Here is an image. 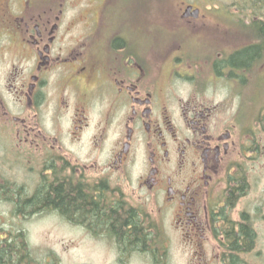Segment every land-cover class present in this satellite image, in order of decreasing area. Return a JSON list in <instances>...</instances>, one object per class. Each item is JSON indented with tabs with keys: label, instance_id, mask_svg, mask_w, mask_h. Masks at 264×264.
I'll return each mask as SVG.
<instances>
[{
	"label": "flooded vegetation",
	"instance_id": "obj_1",
	"mask_svg": "<svg viewBox=\"0 0 264 264\" xmlns=\"http://www.w3.org/2000/svg\"><path fill=\"white\" fill-rule=\"evenodd\" d=\"M98 5L0 0V192L14 196L5 200L36 209V193L50 191L57 208L87 211L68 221L111 214L117 228L102 237H166L167 248L179 237L185 264L264 257L254 249L264 237V107L244 122L216 95L254 79L239 55L256 48L252 65L264 54V18L240 26V45L231 15L179 13L167 30L151 24L138 36L130 21L106 34L89 23H100ZM140 254L168 262L167 250Z\"/></svg>",
	"mask_w": 264,
	"mask_h": 264
},
{
	"label": "rangeland",
	"instance_id": "obj_2",
	"mask_svg": "<svg viewBox=\"0 0 264 264\" xmlns=\"http://www.w3.org/2000/svg\"><path fill=\"white\" fill-rule=\"evenodd\" d=\"M74 4L79 3L82 9L86 6H93V3L98 5L97 13L100 14V23L95 21L93 15L90 20V24L93 25V29L104 31L106 34L113 30L127 29L132 30L130 21H136L137 25L141 29H135L136 35H141L140 30L146 29L148 25L152 24L153 30H167L170 19H174L181 13L184 3L195 5L200 8L203 14H220L225 20H229V17L225 15L233 16L234 20V40L238 41L240 45L247 42V35L242 34V24L246 25L245 30L251 31V20L257 22H263L264 18V0H71ZM260 8V10H257ZM219 20H224V18ZM254 17V18H253ZM238 19H244V22H238ZM184 25V29L189 30L192 28L186 21L181 20ZM197 26H203V22H194ZM225 24V22H222ZM173 24V23H172ZM233 24V26H234ZM174 26V25H173ZM120 27V28H119ZM191 33L194 30L191 29ZM252 33V32H250ZM264 39V32L261 31ZM114 33L110 36H113ZM168 41L170 44L172 38L175 36L170 34ZM184 40V45L180 46L181 51H186L190 42ZM234 47H236V43ZM243 42V43H242ZM248 73H254L252 76L254 79L245 85L246 81L239 83V88H233V92H229L222 89L219 90L216 95L223 99V103L230 107V112L227 116L232 115L236 107L241 108V112L244 114V122L256 118L258 108L264 107V54L259 57L257 63L249 66ZM243 76L241 80H245ZM251 79V78H250ZM257 79V80H256ZM235 81L231 79L230 81ZM235 82L231 85L234 86ZM245 85L243 88L242 86ZM242 88V90H241ZM242 91L240 101L237 102L236 98L239 96L235 93ZM255 91V92H254ZM253 93V94H252ZM236 97V98H235ZM235 102V103H234ZM235 113V112H234ZM4 136L0 135V138ZM5 160L0 155V164ZM240 161V160H239ZM241 165H239V170ZM0 177H5V171L0 167ZM0 229L3 233L0 236H5L4 233H22L25 237L27 245L31 251L32 257L39 264H149L147 260L140 253L131 252L124 257L118 252V244L112 237H102L95 233L89 232L81 225H75L74 223L67 222L61 215L55 212L41 213L32 217H25L23 214H30V209L24 207L21 213H18L13 205L9 204L5 199L14 197L10 193L0 192ZM20 197V195H16ZM243 200L236 206L235 211H240L243 207ZM22 207V206H21ZM20 208V207H18ZM25 210V211H24ZM29 212V213H27ZM38 213V212H36ZM105 233H108L107 231ZM158 240L163 239V242L156 244L157 241L152 240V246L149 248H143L144 250L152 251H168V262L164 264H185V257L180 249L179 237H170L169 247H166V237H156ZM162 245V247H161ZM223 246V245H222ZM264 248V237L259 240L257 249ZM161 249V250H159ZM160 261V260H159ZM192 258V262H193ZM264 257L259 258L256 253H251L249 264H264Z\"/></svg>",
	"mask_w": 264,
	"mask_h": 264
},
{
	"label": "trees",
	"instance_id": "obj_3",
	"mask_svg": "<svg viewBox=\"0 0 264 264\" xmlns=\"http://www.w3.org/2000/svg\"><path fill=\"white\" fill-rule=\"evenodd\" d=\"M257 10H260V8H257ZM256 24V22L254 20H251V25H252V29H255L254 25ZM260 24V23H259ZM257 27L260 29H264V27H259L257 25ZM256 49V48H255ZM254 49V47H250L246 52H242L241 55H239V61L240 62H246L248 63L249 58L252 57V55L256 52V50ZM238 58V56H236ZM251 62V60H250ZM249 62V63H250ZM239 63L238 65L241 66H245V68L248 70L249 68V63ZM67 196V195H66ZM79 201H81V198L76 197ZM34 200L36 201V203L38 205L41 204V207L36 208V209H30V213H40V212H45V211H50V210H57L58 212H61L63 215H68V217L72 216V215H76V218L78 219H85V213L87 212L84 208V206L76 209V210H71L68 209L69 207L67 206L68 202L67 201H63L62 205L64 207H62L63 209L57 208L56 206H54L52 203H55L56 199L54 198V196L52 195V193L50 191H41L36 193ZM82 205V204H81ZM18 213L23 212L22 208H17L16 209ZM25 211V210H24ZM27 212V213H29ZM25 215V213L23 214ZM111 214L108 213H103L102 212H96L93 215L90 216V218H95L99 224H95L97 226H95L94 224H91V226L93 227V229L95 230H102V231H107V232H114L117 228L116 224L111 223ZM81 224H83L82 221H80ZM135 225L137 224L134 221ZM138 228V230L140 229L141 225L138 224L136 226ZM0 233H3L2 229H0ZM4 235L6 236H0V237H4V238H0V264H39L31 255V251L27 245L26 239L24 236H22V233L16 232V233H9L6 232L4 233ZM118 244L119 247L122 249L123 252L127 254L130 253L133 250L136 251H143V248H149L150 245L148 243V241L151 240H155L159 241L156 237H112ZM250 241L249 243H251L252 237H249ZM240 237H236L234 240H232V243L236 246L239 242ZM156 244H159V242H157ZM162 247V245H161ZM52 264H56V262H53Z\"/></svg>",
	"mask_w": 264,
	"mask_h": 264
},
{
	"label": "water",
	"instance_id": "obj_4",
	"mask_svg": "<svg viewBox=\"0 0 264 264\" xmlns=\"http://www.w3.org/2000/svg\"><path fill=\"white\" fill-rule=\"evenodd\" d=\"M197 14H198V9L191 11V6L186 7L183 13V15H193V16H196Z\"/></svg>",
	"mask_w": 264,
	"mask_h": 264
}]
</instances>
